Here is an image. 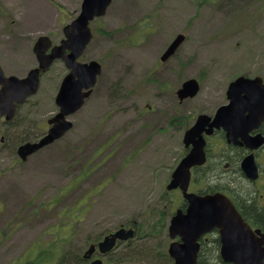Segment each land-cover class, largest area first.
<instances>
[{"label":"rangeland","instance_id":"374dc122","mask_svg":"<svg viewBox=\"0 0 264 264\" xmlns=\"http://www.w3.org/2000/svg\"><path fill=\"white\" fill-rule=\"evenodd\" d=\"M81 3L0 0L5 70L25 76L37 65V38L45 35L59 43ZM92 28L94 39L82 60L99 61L102 75L91 98L69 117L73 129L0 179V198L8 200L0 202L4 264H27L41 254L40 264H56L60 252H72L75 259L94 230L127 220L144 223L152 210L169 211L174 194L166 186L184 155L190 112L209 107L214 93L221 87L225 93L239 75L264 78V0H112ZM178 34L186 41L158 70L162 73L155 82L149 72L160 67L156 62ZM61 66L57 63L44 76L23 118L10 125L11 144L28 136L37 139L47 130L57 112L54 99L65 75ZM195 76L203 80L200 93L178 108L177 88ZM147 105L154 111L145 112ZM179 109L180 122L187 125L175 130L171 123ZM4 126L0 119V136ZM115 133L121 137L112 146ZM14 158L0 153V168ZM29 203L34 213H28ZM157 242H135L124 264H173L167 253L165 259H153L161 251ZM71 259L60 264H74Z\"/></svg>","mask_w":264,"mask_h":264},{"label":"water","instance_id":"95a60500","mask_svg":"<svg viewBox=\"0 0 264 264\" xmlns=\"http://www.w3.org/2000/svg\"><path fill=\"white\" fill-rule=\"evenodd\" d=\"M112 4V0H83L79 16L64 28L65 39L60 45L52 48L48 37H41L34 47L39 60V67L32 70L26 79L10 78L8 81L0 79L4 89L0 92V116H6L7 121L15 117L16 103H24L27 98L37 93L42 72L61 59L69 74L62 81L56 104L59 112L49 120L51 125L47 134L36 143H27L20 147L19 155L26 160L45 146L51 145L63 138L72 128L69 117L83 107L89 98L98 76L102 73L101 64L97 61L89 63L79 62L93 38L90 23L97 18L104 17ZM185 41L180 34L170 44L162 61H167L175 55ZM52 48V49H51ZM51 49V53L47 51ZM69 51V53H67ZM0 76L3 75L0 67ZM200 91V84L196 79L185 81L177 92L183 101L194 98ZM229 105L220 109L216 121L223 118V126L228 131L229 142L237 143L242 138L248 147L257 149L264 144L261 135L249 137V132L257 129L264 122V84L261 77L249 79L241 76L230 84L227 91ZM206 116H200L197 123L184 135L186 147L193 145L192 150L179 163L172 174L168 191L180 189L184 199L188 202L186 215L179 211L172 219L169 234L172 239L177 236L181 242L172 243L169 254L175 264H197L200 251L199 239L217 229L221 240L220 255L225 262L233 264H264V234L259 230L253 231L243 220L231 201L223 194L200 196L188 193L191 181V169L206 162L202 133ZM242 170L247 178L256 180L258 169L254 156H248L242 163ZM116 233V238L128 239L133 237L129 232ZM115 240L106 238L100 244L102 252L114 247Z\"/></svg>","mask_w":264,"mask_h":264},{"label":"flooded vegetation","instance_id":"af4514ba","mask_svg":"<svg viewBox=\"0 0 264 264\" xmlns=\"http://www.w3.org/2000/svg\"><path fill=\"white\" fill-rule=\"evenodd\" d=\"M64 38L65 36H63V38L60 40V43L64 40ZM53 45L58 44L53 42ZM164 53L159 57L158 61L156 62L157 64H159L160 62V67H158L157 69H153V71L149 72L155 82H159L158 76L162 73V71L158 70H163L164 66H168L166 63L169 62V60L171 58H174V56L176 55H173L167 61H162V56L164 55ZM57 63L58 61H55V63L49 68V70L41 75L42 77L40 90L42 88L44 76L48 72H50V70H52L55 64ZM62 64L64 65L63 62ZM38 66L39 64L34 66L32 69H35ZM0 67L1 71H3V75L5 76H0V79L5 81H8L10 77L26 78L32 71V69H30L25 76H19L15 73L7 72L5 70L6 68H4V66L2 65ZM61 68L64 70V76H66L68 73L67 66H61ZM171 74L172 76H174V71H172ZM194 78L200 83L202 87L203 80L201 76H195ZM236 79L237 78L233 79L230 83H232ZM229 85L225 93H223V87H221V89L217 93H214L213 100L209 102V107L205 109L203 108L199 111L193 110L187 117L189 127L185 128L184 135L186 131H188L197 123L198 118L200 116L207 117V119L204 121L205 129L202 133L203 139L205 141L204 151L206 155V164L203 166L194 167L191 170V181L188 192L196 193L200 196L216 193H221L225 195L230 199V201L239 211L241 216L252 227L253 230H259L264 233V224H262L263 226H259L258 223H255L256 216L253 217L252 215H249V213L247 214V212L244 210L246 208L244 206L245 204H252L253 202H256L258 208L264 207V144L257 149H251L247 146L245 141L242 140V138H237V143H234L233 141L229 142V138L227 136L228 131L223 126V118L220 119V122L216 121L218 111L220 109H223V107L227 106L230 103V100L227 95ZM3 89L4 85L3 83H0V92L3 91ZM178 89L179 87L177 88L175 92L176 95L174 96L177 101L178 108H180V106H182L184 102L191 103L192 100L197 97L196 96L194 98H188L181 101L177 95ZM55 99L54 102L56 104ZM28 103H30V101L24 104H17V111L15 117L17 120L23 118V110L25 109V106H27ZM58 110L59 108L57 107V112ZM153 111V106H146L145 112L148 113ZM56 113H54V115ZM176 114L177 116L173 119V123H171L172 128L177 130L180 126L186 127L187 124H185L182 120L180 122V109L176 110ZM0 119L2 120L3 124L6 125L4 126L6 128L3 132V135L0 136V153L5 154V156L7 157H11L12 155L15 156L14 159H11V163H9L5 168H0L1 179L5 172H8L10 170H16L17 168H19V166L25 165L29 161V158L32 155L23 161L19 156V149L27 141L29 142L34 139L28 136V139L25 142H17L16 144H11L13 137L12 128L10 125L12 124V122H7L4 117H0ZM48 121L47 130H49L50 127ZM18 124L19 128L23 129V125H21L20 122H18ZM46 131H44V134L46 133ZM248 135L249 137H256L258 135H261L264 138V122L257 129L250 131ZM120 137L121 136L116 133L112 136V146L116 142H118ZM183 146L184 155L181 159L188 155L193 148V145L186 147L183 144ZM248 156H254L256 166L259 172L258 179L254 181L247 178L245 172L242 170V163ZM173 194L174 196L171 197L173 198L171 200V213L168 210L163 212L161 210H156L155 215L151 212V214L147 218H145L144 223H140L138 220H127V222L125 223L110 226L102 231L94 230L93 232H91L83 240L84 245L78 254V261L76 262V264H124L127 263L128 260H130L131 254L135 251V242L140 244H147L152 239H157V246L161 248L160 253H158L157 255L159 257L153 256V259H156L158 261H160L161 258L165 259L166 253L167 255H169L168 250L170 245L172 243L181 242L179 236L175 239H172L169 234V227L171 221L174 215H176V213H178L179 211L182 213V215H186L188 209V202L184 199L182 191L180 189H176ZM3 199V197L0 198V202H2ZM4 200H6L7 203L8 200ZM28 209V213H34L35 206L33 205V203L28 204ZM2 212L3 211L0 208V213ZM154 226L156 227V231L153 232ZM121 230L124 231L123 236H127L129 232H132L133 237L128 239L116 238V233ZM106 238L114 239L115 244L111 250L107 252H102V247H100V244L105 241ZM216 240H218L220 244L218 230H214L210 234L203 235L199 239L201 245L199 259H202V257L204 256H202L203 247L217 243ZM2 258L3 253L0 251V264H4ZM169 260H171V258ZM6 264L22 263L8 262ZM27 264H35V262L33 260H31L30 262L29 260Z\"/></svg>","mask_w":264,"mask_h":264},{"label":"trees","instance_id":"16d2710c","mask_svg":"<svg viewBox=\"0 0 264 264\" xmlns=\"http://www.w3.org/2000/svg\"><path fill=\"white\" fill-rule=\"evenodd\" d=\"M244 206L246 207L244 210L247 212V214L249 213V215H252L253 217L256 216L255 223H258L259 226H263L262 224H264V207L258 208L256 202H253L252 204H245ZM153 228V232L156 231V227L154 226ZM216 241L217 243L213 245L203 247L202 256H204L202 257V259H199L198 264H231L223 262V260L221 259L219 253L220 244L218 240ZM73 255L74 253L72 252L61 254L58 262L60 263L61 261H68L70 258H72V263H75L77 258L74 259ZM43 256L44 255H41L38 260L34 261L35 264H40L42 262Z\"/></svg>","mask_w":264,"mask_h":264}]
</instances>
